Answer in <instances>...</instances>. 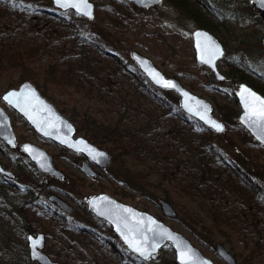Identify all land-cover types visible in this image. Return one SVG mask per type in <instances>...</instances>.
Returning <instances> with one entry per match:
<instances>
[{"label": "rangeland", "instance_id": "1", "mask_svg": "<svg viewBox=\"0 0 264 264\" xmlns=\"http://www.w3.org/2000/svg\"><path fill=\"white\" fill-rule=\"evenodd\" d=\"M14 1H17L21 6L17 8L16 13L6 12L0 7V95L6 89L17 87L19 84L17 80L19 69L15 68L13 64L17 56L16 47L23 44L19 41L23 40L31 46L40 44L37 49L38 60L32 66L56 63L58 69L64 70L72 77L65 83L49 81V95L42 93L41 88L29 80L57 106L60 112L73 122L76 135H83L91 140L88 137L87 129H96L102 135L107 124L114 121L120 112L125 114V117L121 119V126L133 129L138 123H145L138 112L142 109L152 111L154 108L158 115H151V121L147 126L138 125L142 127L140 129L142 133L149 134L155 125L161 126L157 130L169 131L171 135H177L181 129L187 134L189 129L186 126H181L180 130L177 129L174 125L177 120L164 115L160 111V107L153 102L137 96V90L134 89L135 83L133 84L125 72L119 71L113 60L96 52L92 45L82 44V48L79 47L81 44L73 45L70 37L59 34L62 33L60 30L62 20L51 21L45 15L39 14L36 7L44 6L47 11H56L63 16L65 21L70 24L75 23L80 29L83 26L90 28L93 33L96 32L104 38L103 42H107V45L111 47L109 49L111 53H118L127 63H132L130 59L132 50L149 57L164 73L174 75L186 88L208 100L214 108L215 102L233 106L232 103L226 101L224 95L217 93L215 88H205L210 78L217 86L230 87L232 85L227 80L214 79L211 72L196 61L191 37L193 20L185 13H180L176 4H171L172 2L169 0H161L144 7H133L134 4L128 0H92L95 5V17L92 20H87L71 10L60 11L52 5L51 0ZM176 1L181 6L182 2ZM231 3L236 5L234 8L236 14L247 13L243 4H240L241 0L236 2L231 0ZM31 14L32 17H30ZM227 22L229 23L228 36L231 38V36L237 35L244 40L241 44L238 41L233 44L230 42L228 48L225 49L227 56L236 57L237 55L239 60L246 57L252 69L264 73V44L260 39L264 33L262 24L254 25L253 17H245L241 22L231 20ZM74 61L75 63H73ZM219 66L221 69H225L221 62ZM16 80L17 82H14ZM10 81L14 83L10 85ZM0 105L10 117L16 140L17 138L19 140L31 139V130L21 121L17 112L1 99ZM234 107L239 111L238 105ZM214 112L220 117L215 110ZM223 122L225 123L224 120ZM225 125L228 129L224 135L216 134L213 137L217 147L228 157L246 159V154H249L251 163L256 165V167L252 166L261 172V177L264 179V168H262L264 167V147L256 145V141L252 139L254 143L248 145L249 149H242L239 145L241 144L239 143V134L228 123ZM186 134L184 139L187 144L189 137ZM153 140L159 144L157 137L154 136ZM92 142L107 149L105 144ZM190 143L189 146L192 147ZM43 147L53 156L54 165L65 174V181L50 185V192L57 193L72 205L73 211L68 215L78 219L80 223L94 227L88 226L92 229L91 233H83L65 227L61 220L53 221L51 216L43 217L42 215L40 220L34 224L33 232H25V229H19L17 226L11 230L0 228V264H17L16 258L21 257L22 249L18 242L22 240V233L24 232L26 237L27 234H35L38 231L45 235V244L42 250L62 264H64L63 261L69 262V264H84L85 262L121 264V261L118 258L116 261V258L107 250L104 243L106 249L95 242L98 240L97 237L103 234L101 237L103 242L109 237L112 239V243H117L114 237L109 236L112 235L111 231L108 228L97 227L95 218L91 214L84 213V209L61 190H69L67 186L70 185L75 189L78 188L85 195L107 192L122 202L150 212L173 229L184 234L216 264H227L216 253L214 249L216 242L225 244L235 255L237 264H264V204L260 202L261 206L258 204L260 206L258 207L251 196L239 187L240 184L236 182V177L233 178V182H230L222 167L219 168L220 171L213 168L219 175V180L216 184L217 192L214 191L212 196L202 199L195 193L193 196H189L184 192L175 196L178 207L186 211L198 212L206 220V224L209 222L208 208L221 209L228 218L230 217L232 221L228 220L224 229L227 233L226 236L221 231H216L210 236L204 232L206 224L200 221H197L196 228L191 230L177 219V211L173 217L164 215L159 205V199L163 196L162 191L158 192V198L153 201L133 187L127 186L121 176V171L124 170L122 158L117 156L114 158L115 155L108 149L111 155L110 163L101 170L96 169V175L90 177L79 168L82 156L75 155L71 151L51 143L43 144ZM13 154V150L5 151L0 148L2 162L7 161L6 158L12 157ZM175 156L179 159L186 157L183 151H178V149ZM145 159V162H139L138 165L151 167L152 180L155 181L156 168L159 166L154 165L150 157ZM23 160L27 159L23 158ZM23 163L28 164L27 162ZM21 164L19 163V165ZM252 166L250 165V167ZM9 168L14 172L17 169L14 166H9ZM29 171V169L25 170V172ZM74 177L80 178L82 183H76ZM223 177L227 181L223 182L221 180ZM177 179L181 185V176L177 175ZM0 184H4V187L17 197L19 189L13 185L14 182L6 184L1 181ZM114 188L121 191V195L114 193L112 190ZM219 189H222L226 194L218 195ZM48 193L42 194L44 201L47 200ZM2 210L3 207L0 206V213ZM48 231L51 233L46 234ZM25 237H23L24 241ZM201 238H206L208 242ZM53 252L57 254L53 255ZM151 260L155 264L176 263H174V251L169 244H165L159 250L156 259Z\"/></svg>", "mask_w": 264, "mask_h": 264}, {"label": "trees", "instance_id": "2", "mask_svg": "<svg viewBox=\"0 0 264 264\" xmlns=\"http://www.w3.org/2000/svg\"><path fill=\"white\" fill-rule=\"evenodd\" d=\"M169 1L172 2L171 4H176V8L180 10V13H185L190 19H193V23L198 26L206 27L215 33L225 46V49L228 48L230 42H232V44L236 41L240 44L244 42V40L237 35L231 36V38L228 36L229 32L227 31V28L229 23L218 21V17L214 15H209L208 17L204 16V12L199 13L200 9L194 3H191V1L180 0V3L182 2L181 6L176 3V0ZM34 4L36 5L35 2ZM230 4L231 2L227 4L228 6L223 8L222 13L225 18L228 16L231 20L235 18L233 17L234 7ZM33 5L32 8L34 10ZM132 6L136 7L135 5ZM0 7L6 12L16 13L17 8H20L21 6L14 0H0ZM243 7L247 11V13L244 14V17H249L252 13L256 15L252 4L248 0L245 1V6ZM36 8H38L39 14L45 15L47 18L51 19V21H56L58 19L62 20V25L60 27L62 33H58L70 37L73 45L81 44L79 46L80 48H82V44L92 45L96 52L102 53L113 60L119 71L125 72L133 84L135 83L134 89L137 90V96L153 102L160 107L159 109L164 115L167 117L171 116L177 120L178 123H174L177 129L180 130L181 126H186V128L189 129L187 134L181 129L182 131L180 130L177 135H171L169 131L165 132L162 128V131L157 130V128L161 126L155 125V128L151 130L149 134L142 133L140 131L142 127L138 125L147 126L151 121V115H158L155 108L152 109V111L146 109L140 110L138 115L144 119L145 123H138L136 125L138 127L135 126L133 129L121 126V119L122 117H125L123 112H120L114 121L107 124L102 135H100L96 129H87V131H89L88 137H90L92 141L105 144L107 149L115 155L113 156L114 158L116 156L122 158V166L124 170L121 171V176L127 186L133 187L135 190L142 193L143 196L153 201L158 198V192L162 191L163 196L160 197V199L169 201L173 207L177 209V219L185 227L191 230L196 228L197 221L206 224V220L196 211H186L181 207H178V201H176L175 196H178L181 192L188 193L189 196H193L195 193L200 195L202 199L207 196H212L213 193L217 192L216 184H218L219 180V175L213 170V168H215L216 171H220L219 168L222 167L230 182H233V178L236 177V182L240 184L239 187L243 188L246 193L251 196V199L258 207L261 206L260 202L264 204V179L261 177V172L257 171V169L252 166L254 165L256 167L255 164L251 163L252 160L249 154H246V159L241 157H228L214 142V135H224V132L228 129L227 127L222 133L206 129L198 120L185 114L180 109L178 105V96L170 90L158 88L150 83L132 61V63H127L118 55V53H111L109 50L111 47L107 45V42H103L104 38L96 32L93 33L90 28L85 26L80 29L75 23L70 24L65 21L60 13L56 11H47L44 6ZM33 10L32 14L34 13ZM211 10L214 11L212 8ZM24 11L27 12L26 10ZM32 14L30 17H32ZM197 15H200V18H196ZM219 18L224 17L219 15ZM235 20L239 21L238 19ZM253 24H262V28H264V22L254 20ZM219 26H224L226 29H219ZM234 29H232V31H234ZM253 31L254 29L252 32ZM19 42L23 44L16 47L17 56L14 59L15 63H13L14 67L19 69L17 79L19 82L26 78L30 79L35 82L37 87L41 88L42 93L49 95V81L55 80L56 82L65 83L72 77L64 70L58 69L56 63L33 67L32 64L34 62L36 63L38 60L37 49L40 44H37V46H31L23 40ZM79 58L81 59V55ZM220 62L225 67L223 71L226 74V80L230 82L229 84L232 86H217L213 84V81L210 78V81L205 85V88H215L217 93L225 96L227 102L232 103L233 106H227L226 104L215 102V108L213 107V110L220 115L225 123H228V125L234 128L235 132L239 134V143H241L239 145L241 148L249 149L248 145L254 143V141L237 121L239 111L234 107L237 105L234 92L237 85L240 82L245 81L255 90L264 95V73H259L252 69L248 64L246 57L239 60L237 55L236 57H231V55L227 56L225 52V55ZM73 63H75V61ZM17 80L14 82H17ZM12 83L10 81V85H12ZM185 134L189 137L187 140L188 145L186 144V139H184ZM154 136L159 139V144L153 140ZM189 143L192 147L189 146ZM255 144L262 147L256 142ZM0 148L5 151H14L13 156L6 158L7 161H4L3 163L8 167H16L15 177L20 179V184H18L20 188L19 192H17V197L9 191L8 188L4 187V184H0V206L3 207V210L0 213L1 229L11 230L12 228H15L13 223L15 222L16 209L21 216V218L18 216L22 222L21 229H25V232H33L34 230V225H29L24 219L26 211L31 213L38 221L42 215L43 217L51 216L53 221L61 220L65 227L72 230L83 233L92 232L91 228L94 226L91 225V227L90 225L80 223L78 219L61 212L54 205H50L52 203L42 199L43 193L50 192V185L60 182L59 180L53 176L38 172L33 165H25L23 163L19 165V163H21L20 160H23L24 157L15 152L14 148H7L2 142H0ZM177 149L178 151H183V154H185L186 157L179 159L175 156ZM147 157H150V160L154 165L159 166L156 168L157 172L155 173V181L152 180L153 173H151V167L148 165L140 167L138 165L139 162H145V158ZM250 165L252 167H250ZM26 169H29L30 171L25 172ZM177 175L181 176V185L179 179H177ZM74 179L76 183H82L80 178L74 177ZM9 180L12 181V179ZM221 180L223 182L225 180L227 181L224 177L221 178ZM219 183L221 184V181H219ZM67 188L69 190H61L73 198L74 201H76V204L84 209V213L90 214L84 202L86 195L81 190L78 188L75 189L71 185L67 186ZM112 190L114 193L121 195V191L118 189L114 188ZM218 191V195L224 196L226 194L222 189H219ZM28 206L29 210L27 209ZM208 215L209 222L206 224V229L204 230L205 234L211 236L216 231H221L226 236L227 233L224 229L227 221L231 220L230 217L228 218L225 215V212L218 208H208ZM93 217L96 220L95 225L97 227L103 229L109 227V225L102 219L95 216ZM50 233V231L46 232V234ZM111 233L112 235L109 236L114 237V240H116L117 243H112V239L107 236V239L103 242L101 239L103 234L99 235L97 237L98 240L95 242L100 246L102 245V248H105L103 245L104 243L107 250L116 258V261L118 258L121 261V264H155L151 259L143 261L132 255L112 231ZM23 237H25L24 232L22 233V240L18 242L22 249L19 264H30L27 254V246ZM201 239L208 242L206 238ZM55 254L57 253L53 252V255ZM63 263L69 264V262L66 261H63Z\"/></svg>", "mask_w": 264, "mask_h": 264}, {"label": "water", "instance_id": "3", "mask_svg": "<svg viewBox=\"0 0 264 264\" xmlns=\"http://www.w3.org/2000/svg\"><path fill=\"white\" fill-rule=\"evenodd\" d=\"M128 1L136 6L144 7L157 3L160 0ZM249 1L256 8L257 13L264 19V3H261L260 0ZM51 2L52 5L59 10H72L77 15L85 17L88 20H92L95 17V6L92 0H87L89 5L87 8L81 5L79 12L73 7H61L56 3V0H51ZM262 41L264 43V34L262 36ZM208 43H211L218 51L214 56H211L210 53L204 54L205 60L210 58V62L205 63L201 58V49ZM192 45L196 60L207 66L209 70L213 72L216 79H223L224 74L217 67V60L220 59L224 53V47L219 39L207 29L197 27L192 31ZM130 58L154 86L170 90L178 96L179 106L184 113L198 120L207 129H211L215 132H222L225 130V123L221 118L215 115L212 104L208 100L186 88L176 77L166 75L149 57L138 51L132 50L130 52ZM161 78L162 81L172 82L175 84V87H163L162 83H157V80ZM243 87H247L261 99H264V95L246 82L239 83L234 93L240 107V112L237 117L238 122L248 131L256 142L264 146V128L258 127L255 123L246 118L247 111L242 99ZM10 92H15L17 94L22 93L30 98V102L25 105L28 113L27 115L21 108L9 104L8 101L4 99ZM1 99L19 113L37 133L73 152L81 153L85 159L81 162L79 168L86 175L92 177L96 173L91 163L99 169L104 168L110 163L111 155L107 149L99 147L83 135L74 137L76 128L73 122L60 112L57 106L47 99L29 79H24L17 87L6 89L1 94ZM214 125H220L223 130H218ZM0 140L7 147H14L16 144V138L9 115L1 105ZM16 150L27 156V158L34 163L38 171L54 176L60 180L65 178L64 173L53 164L52 156L45 148L31 141H23L20 145H16ZM0 173L12 175V172L5 168L1 162ZM47 198L54 201L62 211L69 212L72 210V205L56 193H49ZM85 201L90 212L106 221L121 242L141 259L156 258L159 249L168 243L174 251L175 261L178 264H181L179 249H185L188 252L189 264H216L209 257L205 256L184 234L173 229L146 210H141L131 204L122 202L107 192L89 194L86 196ZM159 205L164 215L173 217L176 214L175 208L167 200H159ZM133 236H135L137 243L141 240L146 241L143 246L146 248L147 252L150 253V256H141L139 252L135 251L134 248L126 242L125 237L131 238ZM27 243L28 256L30 259L37 260L40 264H60L50 258L49 255L42 250L44 244L43 233L38 232L36 234L27 235ZM153 243L157 245L155 251H153L151 247ZM214 248L217 254L227 264H237L233 253L221 242H217ZM85 264L90 263L86 262Z\"/></svg>", "mask_w": 264, "mask_h": 264}, {"label": "snow or ice", "instance_id": "4", "mask_svg": "<svg viewBox=\"0 0 264 264\" xmlns=\"http://www.w3.org/2000/svg\"><path fill=\"white\" fill-rule=\"evenodd\" d=\"M260 2L264 3V0H260ZM56 3L60 5L61 7L76 8L78 12L80 11L81 5H83L85 8L89 7L87 0H56ZM217 51L218 49H215L214 46L211 45V43L205 44L201 49L202 61L205 63H209L210 58L205 60L204 54L210 53L211 56H214ZM157 83H162L163 87H173V88L175 87V84H173L170 81H162V78L158 79ZM4 99L8 101L9 104L15 107L21 108L22 111H25L26 115L28 114L25 105L30 102L29 97L25 96L22 93L17 94L15 92H10L4 97ZM242 99L245 105V109L247 111L246 118L252 121L253 123H255L258 127L264 128V99H261L259 96H257L254 92H252L247 87L242 88ZM22 100H23V103H22ZM214 126L218 130H223L220 125H214ZM125 240L127 243L130 244V246L134 248L135 251L139 252L141 256H145V257L150 256V253L147 252L146 248L143 246L146 243L145 240H141L139 243H137L135 236L131 238L125 237ZM151 247H152V250L155 251V248L157 247V245L153 243ZM179 251H180L181 264H189L188 252L185 249H179Z\"/></svg>", "mask_w": 264, "mask_h": 264}, {"label": "flooded vegetation", "instance_id": "5", "mask_svg": "<svg viewBox=\"0 0 264 264\" xmlns=\"http://www.w3.org/2000/svg\"><path fill=\"white\" fill-rule=\"evenodd\" d=\"M188 1H190V0H188ZM234 2H236L235 0H233ZM245 1L246 0H241V3L240 4H243V6H245ZM249 1V0H248ZM229 2H231V0H192L191 1V3H194L199 9H200V12L199 13H203L204 12V16H206V17H208L209 15H214V16H216V17H218V21H220V22H224V23H228L227 21H225V19L224 18H219V15L220 16H223L224 17V14L222 13V10H223V8L225 7V6H228L227 4L229 3ZM231 6H233L234 8H235V4L233 5L232 3L230 4ZM220 7H222V8H220ZM211 8L212 9H214V11H212L211 10ZM253 9H254V12L256 13V15H254V13H252V15L251 16H249L248 18H250V17H253L254 18V20H257L258 22H264V19L262 18V16L261 15H259V14H257V12H256V10H255V8H254V6H253ZM233 12H234V9H233ZM218 16H217V15ZM200 18V15H197L196 16V18ZM234 18L235 19H238L239 21L238 22H241L242 21V19L243 18H245L244 17V14H236L235 16H234ZM191 20H193V19H191ZM252 20V19H251ZM235 22H236V20H235ZM192 26H193V28H197V27H202V28H205V29H207L206 27H203V26H198V25H196L195 23H193L192 24ZM219 29H222V30H225L226 28L224 27V26H219ZM208 31H210L211 33H213L211 30H209V29H207ZM227 30H228V28H227ZM214 35H216L215 33H213ZM217 36V35H216ZM218 37V36H217ZM219 38V37H218ZM18 114V116L19 117H21V121L25 124V125H27L28 126V128L31 130V132H32V138L31 139H25V140H23V139H21V140H19L18 138H17V146L18 145H20L23 141H31V142H33V143H35V144H37V145H39V146H41V147H43V144H46V143H51V144H54V145H57V146H59V147H62V148H65L64 146H62V145H59L58 143H56L55 141H53V140H51V139H49V138H46V137H43L42 135H40L39 133H37L29 124H28V122L19 114V113H17ZM44 148V147H43ZM65 149H67V148H65ZM67 150H69V149H67ZM69 151H71V153H73V154H75V155H80V156H82L83 157V159L80 161V164H81V162L85 159L84 158V156L81 154V153H78V152H73L72 150H69ZM17 153H18V150H17ZM18 154H20V153H18ZM21 156H22V154H20ZM52 156V155H51ZM23 157H25L26 158V156H23ZM27 159V158H26ZM20 162L21 163H23V162H27L28 164H30V165H33V166H35L34 165V163L33 162H31L29 159H27V160H20ZM52 162H53V164H55L54 163V161H53V156H52ZM24 164V163H23ZM25 165H27V164H25ZM11 177L13 178L12 180L14 181V179H15V181H14V184L13 185H15V186H17V188L19 189L20 187L18 186V184H20L19 182H20V179L19 178H16L15 177V172L13 173V175H0V181H3V182H5L6 184H11L12 183V181L11 180H9V179H11ZM57 180H59L58 178H56ZM17 180H18V182H17ZM64 180V179H63ZM62 180V181H63ZM25 187H26V185H25ZM27 209L29 210V206L27 207ZM73 211V210H72ZM15 215H16V217H15V222L13 223V225H14V227H16L17 226V228H19V229H21V225H22V222H21V220L19 219V217L21 218V216H20V214H19V212H18V210H15ZM66 214H70V213H66ZM19 216V217H18ZM24 219H25V221L29 224V225H34L35 223H36V219H35V217L32 215V214H30L28 211H26L25 212V215H24ZM106 223V222H105ZM107 224V223H106ZM110 231H112L111 230V226L109 225V227H107ZM39 232V231H38ZM38 232H36V233H38ZM35 233V234H36ZM43 233V232H42ZM30 234V233H29ZM29 234H27V235H29ZM44 234V233H43ZM27 235H26V237H25V243H26V246H27V254H28V243H27ZM44 244H45V235H44ZM44 244H43V247H44ZM42 247V248H43ZM50 256V255H49ZM51 257V256H50ZM16 258V257H15ZM14 258V259H15ZM52 259H54V260H56L55 258H53V257H51ZM28 260H29V263L30 264H40L37 260H33V259H30V257L28 256ZM16 262H17V264H19L20 263V261H19V259H17L16 258V260H15ZM58 261V260H57ZM59 262V261H58Z\"/></svg>", "mask_w": 264, "mask_h": 264}]
</instances>
